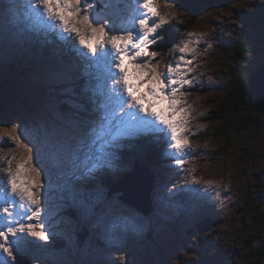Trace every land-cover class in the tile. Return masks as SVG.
I'll list each match as a JSON object with an SVG mask.
<instances>
[{"label":"rangeland","instance_id":"1","mask_svg":"<svg viewBox=\"0 0 264 264\" xmlns=\"http://www.w3.org/2000/svg\"><path fill=\"white\" fill-rule=\"evenodd\" d=\"M26 2H0V71L11 77L38 80L48 91L36 96L26 86L21 91L10 89L11 100L4 105L6 118L0 122V177L7 175L8 160L15 157V167L27 155L23 146L3 135L4 130L11 131L15 127L21 140L33 148V165L40 175L29 173L28 178L42 186L33 188V191L39 190L41 196L42 211L37 223H43L49 239L29 237L33 243L22 252L21 264H264V110L253 111L260 114V123L251 122L244 128L237 123L226 128L222 117H217L218 101L225 92L218 86L230 80L227 65L250 72L264 56V19L250 26V36L255 39V44L245 57L238 58L235 51L228 55L222 49L223 45L236 42L240 35L247 34L245 22L254 13H264V0H225L195 19L180 6L179 0H155L156 10L167 22L158 29L161 39L150 46V51H156L157 56H145L142 62L151 61L158 72L166 73L168 65L183 64L178 60L182 55L179 49L189 40L193 41L190 47L195 49V55L188 54L191 65L183 66L187 73L185 78L190 79L191 84H185L177 94L190 106L187 127L184 125L182 129L187 133L190 148L177 153L181 155L176 157L168 156L174 150L169 146L171 150L167 152L168 140L161 137L164 144L160 143V138L156 144L155 139H149L152 143L149 148L156 157L148 150L146 155L155 158L156 164H162L166 170L161 166L157 173L159 176L164 174L159 183L162 193L158 204L161 205L156 207V200L151 196L153 190H150L151 209L147 215L126 207L119 201L118 193L107 196L101 192L95 197L90 192L87 195L91 197L83 198L78 191L71 192L77 174L86 175V168L91 167V161L86 159L89 149L82 141L86 140L85 134L102 111L100 105L108 101L97 88L99 82L85 72L79 61L81 67L76 70L74 62L67 65L54 52L61 48L52 47L41 54L32 47L33 40L38 39L44 44V40H50L52 32L55 34L60 30L50 29L47 24L32 18L25 8ZM133 2L122 0L119 5H113V9L119 11L109 18V22L115 19L120 24L123 19L131 28ZM90 3H94L98 13L102 8L100 4L104 10V0ZM153 19L159 22L158 17ZM189 33L195 35L189 36ZM71 40L72 37H68L63 47L65 52L62 49L68 57L72 54ZM127 67L134 68L129 73L136 79L138 75L139 83L146 81L150 88L156 86L150 67L142 70L135 64H127ZM81 78L83 85L94 90L97 105L93 106V116L89 113L84 117L88 125L83 126L82 116H72L60 109L61 94L71 93V88L73 90ZM130 79V83L135 82ZM108 86L112 87L111 82ZM163 103L164 108L169 109L170 101L165 99ZM177 106L183 107L182 104ZM183 115H186L185 111ZM130 138L121 140L118 159L128 161L131 155L140 153L134 147L137 145L129 142L139 143ZM177 157L184 163L178 164ZM143 158L138 155L132 161L143 175L136 192L141 200L147 198L143 189L150 185V178L156 174L150 169H139L136 164ZM119 168L121 165L110 166L112 171ZM99 170L89 176H97ZM193 176L201 183H194ZM204 181H212V187ZM66 188L68 192L64 194ZM65 196H71L77 202L74 219L63 210ZM3 206L0 202V213ZM205 216L209 219L203 222ZM172 223L178 225L172 228ZM199 223L201 231H197L196 224Z\"/></svg>","mask_w":264,"mask_h":264},{"label":"snow or ice","instance_id":"2","mask_svg":"<svg viewBox=\"0 0 264 264\" xmlns=\"http://www.w3.org/2000/svg\"><path fill=\"white\" fill-rule=\"evenodd\" d=\"M121 2L104 0V10L99 13L89 0H83V3L82 0H27L25 4L32 18L47 24L50 29H59L60 33L66 34L62 36L65 41L72 37L69 42L72 51L86 62L85 72L99 82L97 88L107 97L108 102L100 105L102 111L85 134L86 140L82 141L89 149L86 155V159L91 161L88 173L97 168L110 167L115 157L113 149L119 147L121 140L127 137L163 133L169 146L177 153L190 148L187 137L177 134L178 129H183L188 123L187 110L190 106L177 93L185 84H191V80L185 78L187 73L183 66L191 65L187 57L190 53L195 55V49L190 47L193 41H186L179 49L182 55L178 60L183 64L168 65L166 73L158 72L156 65H152L151 61L142 62V58L157 56L156 51H150V46L161 39L158 29L167 21L156 10L155 0H134L131 28L125 25L123 19L120 24L115 19L110 23L109 18L119 11L113 9V5ZM154 17H158L159 22ZM193 35L189 33V36ZM195 43H199V38ZM125 58L138 69L151 68L152 79L157 82L155 87L148 89L151 98L170 101L171 115L185 111L186 115L181 121L173 123L163 110H155L153 99H148L146 103L145 95L137 94V84L129 81ZM188 70L191 71V68ZM137 81L140 82L138 75ZM109 82L111 88H108ZM113 103L116 105L114 108L111 107ZM259 103L264 106V89L261 90ZM178 104L183 107L177 108ZM3 135L14 139L27 153L15 167L13 161L16 158L8 160L7 175L0 177V202L4 205L0 213V264H21L20 254L33 243L29 237L47 241L49 235L43 223H37L42 211L41 196L39 190L33 191V188L42 186L28 178L29 173L37 177L40 175L33 165V148L21 140L15 127L11 131L4 130ZM176 162L183 164L184 160L177 157ZM193 182L201 183L194 176ZM203 183L208 187L213 185L212 181Z\"/></svg>","mask_w":264,"mask_h":264},{"label":"trees","instance_id":"3","mask_svg":"<svg viewBox=\"0 0 264 264\" xmlns=\"http://www.w3.org/2000/svg\"><path fill=\"white\" fill-rule=\"evenodd\" d=\"M224 1L225 0H179L178 3L180 4V6L189 11L192 18L195 19L200 17L203 12L217 7L219 2ZM256 14L257 13H254L253 15L248 16L249 19H247V21L245 22L244 31L247 34H242V36L240 35L236 42L229 41L228 43H225L223 45L224 47L222 48L224 52L227 51V54L231 55V52L235 51L238 58H243L250 52L255 44V39L250 36L252 28L250 26L255 25L259 21L263 22L262 20L264 19V13H259L257 15ZM31 44L35 49H38L41 46V43L38 39L33 40ZM47 47L50 48L51 44H49ZM39 53L43 54L42 51H39ZM64 59L69 64L70 61L74 62L76 70L80 67V64L75 58L69 59L66 55ZM227 66H229L228 68L230 70V80H226L223 82V85L218 86V89L225 90V92L218 101L219 110L217 113V117H222V119L224 120H222V124L226 128H229L231 125H233V123L239 124L240 128H244L245 125L251 122L260 123V114H255L253 112L255 110H252L249 106V91L247 86V77L249 72L237 69L236 67H233L234 65L231 64H228ZM24 86L28 87L30 91L34 92V95L36 96L45 95L48 91V88L45 87V85L41 84L38 80H28L23 76L11 77L8 73H0V122H2L6 118L4 105H6V102L11 100L10 89H12L13 91H21ZM64 95L66 98H64ZM93 96L94 94L91 89H88L87 86L78 83L73 88V90L71 88V93L61 94V97H63L61 100V111L70 115L78 114L80 117L82 116V126L88 125V122H86V119H84V117H88L89 113L92 116L94 115L93 106L95 105V98ZM229 114H231V116ZM88 128L89 126L84 128V133L88 130ZM111 178L112 177L109 171H107L106 173H104L103 178L97 179L96 182H93L92 179L84 181L83 183H80V181H78V183H73L74 186L72 187L75 188V190L78 191V193L83 196V198L91 197L89 196L90 192H93L94 196L97 197L101 194V192L106 191V189L108 192V188L111 186ZM67 192L68 188H66V191H64L63 193L65 194ZM87 193H89V195H87ZM76 203V201H73L71 199V196H65V198H63V207L65 208L62 209L72 219H74V213L77 212L76 206L74 205ZM175 224H171L172 228H174ZM88 228H90V226H88ZM262 246L264 252V242ZM21 255L23 257L24 253L20 254V259L22 260L23 258L21 257Z\"/></svg>","mask_w":264,"mask_h":264},{"label":"water","instance_id":"4","mask_svg":"<svg viewBox=\"0 0 264 264\" xmlns=\"http://www.w3.org/2000/svg\"><path fill=\"white\" fill-rule=\"evenodd\" d=\"M92 1V0H89ZM247 86L249 89V106L252 110L262 111L264 106H261L259 103V96L261 90L264 89V58L258 64V66L249 74L247 78ZM139 170H135L132 173H129L121 177L115 184L112 185V192H122V195L119 196L121 201L123 200L125 204L130 203V206L142 209L144 212H147V206L141 200L139 195H136V192L139 190L137 184L140 185V178L143 176L139 173ZM144 191L148 192L149 187H144ZM130 200H133L131 202ZM198 225H201L199 223Z\"/></svg>","mask_w":264,"mask_h":264},{"label":"bare ground","instance_id":"5","mask_svg":"<svg viewBox=\"0 0 264 264\" xmlns=\"http://www.w3.org/2000/svg\"><path fill=\"white\" fill-rule=\"evenodd\" d=\"M131 2V1H130ZM134 3V2H133ZM155 18V17H154ZM27 47V46H26ZM71 56V55H70ZM264 57H262V59H263ZM262 59H261V61H262ZM127 61V60H126ZM260 61V62H261ZM129 65V64H128ZM258 66V65H257ZM256 66V67H257ZM255 67V68H256ZM128 68V67H127ZM133 68V67H132ZM132 68H128V71L130 72H133V69ZM254 68V69H255ZM137 69V68H136ZM253 69V70H254ZM252 70V71H253ZM135 71V70H134ZM252 71H250L249 72V74L252 72ZM0 73L2 74V71H0ZM137 74H138V72H137ZM249 74H248V76H249ZM87 76V75H86ZM89 77V76H88ZM130 78H133L134 80H135V82H134V84H136V82H137V79H136V77L135 76H131L130 75V73H129V81L131 82V80L132 79H130ZM141 78V77H140ZM248 78V77H247ZM83 78H81V79H79V83H81L82 84V82H83ZM141 80V79H140ZM110 83V82H109ZM109 83H108V85H109ZM98 84V83H97ZM85 86H87V85H85ZM150 86H151V83H150ZM153 87V86H152ZM88 88V87H87ZM150 87L149 86H145V87H143L142 89H137L136 88V91H137V94L138 95H144L143 94V92L144 91H147L148 92V89H149ZM248 91H249V89H248ZM180 93V92H179ZM185 93V92H184ZM178 94V93H177ZM180 96V95H179ZM185 96H186V94H185ZM248 97H249V94H248ZM151 99H153V103L155 102V103H158L159 105L158 106H156L157 104H154V106H155V110L156 111H164V109L166 110V108H164V103H162V102H160V100L158 99V100H156V98H151ZM180 99H182V98H180ZM146 103H147V100H146ZM168 104V103H167ZM170 104V103H169ZM116 105L114 104L113 105V107H115ZM168 107V106H167ZM178 107V106H177ZM181 108V107H180ZM168 110V109H167ZM263 111V110H262ZM165 112V115L166 116H168L172 121H174L176 118H178V120L175 122V123H177V122H179V121H181L184 117H185V115H183V113H184V111H177L176 113H175V115H171V113H170V110H168V111H164ZM185 126H186V124H185ZM187 127V126H186ZM187 131H188V129H187ZM156 134H158L159 136H160V143L161 144H164V140H162V138H161V133H156ZM178 135H184V136H186V134L184 133V131L182 130V129H178V133H177ZM148 135H149V137H151V135L148 133ZM190 142V141H189ZM138 151V150H137ZM174 151V150H173ZM159 157V156H158ZM155 161H156V159L154 158V161L150 164V163H148V164H146V165H148L149 167L148 168H151V167H153L154 166V164H155ZM128 162H130V164L132 163V160L131 159H128ZM131 165H133V163L131 164ZM158 165V164H157ZM136 166H133L131 169H134ZM113 169V168H112ZM131 169H129V170H131ZM112 188L111 187H109L108 188V190H111ZM71 192H76V190H75V188H73L72 187V189H71ZM112 192V191H111ZM123 201V200H122ZM131 202H133V200H130ZM124 202V201H123ZM130 205V203H127L126 204V207H130L129 206ZM161 204H158V206H160ZM140 211H142V213L143 214H145V215H147L149 212H150V210H147V212H144L142 209H140ZM147 217V216H146ZM148 219V218H147ZM196 227H197V231H201L200 230V228H202V225H198V224H196ZM177 231V230H176ZM151 237H152V234H151ZM164 240V239H163ZM100 244V243H99ZM198 264H200V263H198Z\"/></svg>","mask_w":264,"mask_h":264}]
</instances>
